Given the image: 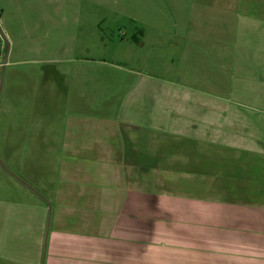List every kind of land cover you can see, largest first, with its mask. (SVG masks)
I'll list each match as a JSON object with an SVG mask.
<instances>
[{
    "label": "crops",
    "instance_id": "obj_1",
    "mask_svg": "<svg viewBox=\"0 0 264 264\" xmlns=\"http://www.w3.org/2000/svg\"><path fill=\"white\" fill-rule=\"evenodd\" d=\"M246 7L237 92L144 77L109 116L58 85L56 168L0 173V264H264V0Z\"/></svg>",
    "mask_w": 264,
    "mask_h": 264
},
{
    "label": "rangeland",
    "instance_id": "obj_2",
    "mask_svg": "<svg viewBox=\"0 0 264 264\" xmlns=\"http://www.w3.org/2000/svg\"><path fill=\"white\" fill-rule=\"evenodd\" d=\"M252 1L0 0V173L56 168L69 110L58 85L109 116L144 77L203 97L237 92Z\"/></svg>",
    "mask_w": 264,
    "mask_h": 264
}]
</instances>
